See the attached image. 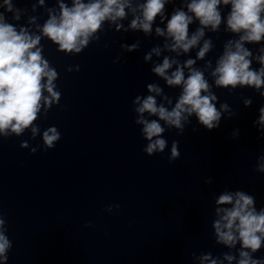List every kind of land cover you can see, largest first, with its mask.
<instances>
[{
  "label": "clouds",
  "instance_id": "clouds-1",
  "mask_svg": "<svg viewBox=\"0 0 264 264\" xmlns=\"http://www.w3.org/2000/svg\"><path fill=\"white\" fill-rule=\"evenodd\" d=\"M176 2L177 0H143L142 3H134V0H72V5L68 6L60 0L59 14L49 9V18L40 29L43 36L58 45L59 51L79 54L93 39H99L96 34L105 22L116 24L117 30L122 28L123 25L117 21L127 18L130 11L133 18L129 28L144 34L153 31L152 26L158 16L161 23L167 19L166 28H155L157 36L166 37L164 49L180 55L198 47L195 59L189 58L181 64L178 60L165 56L161 63L155 64L151 69L167 86L182 88L171 110L157 103L156 96L163 93V89L157 84L147 85L148 93L155 95H137L132 101L135 106L133 110L137 114L135 123L142 125L141 134L148 141L144 152L149 156L156 152L162 153L167 146V141L162 138L165 127L160 121L169 127H175L179 130L178 134H182L185 123L189 122L188 118L195 114L199 123L211 131L219 127L222 113L229 111L226 103L221 104L219 109L216 107L217 96L211 91L212 85L205 78L204 71L194 67L196 61L204 60L213 47L211 39H204L205 29L213 32L219 30L224 20L221 5H230L226 31L238 34V39H229L223 45V53L211 72L215 78L214 84L225 89L251 87L264 97V91H261L264 89V46L259 48V54L255 57L245 46L264 45V0H181L183 7H174L170 18H167L166 5ZM39 3L43 4L44 0H39ZM0 8L3 9L0 11V136L8 138L15 134L19 137L30 130L32 138H35L40 128L34 121L40 118L42 109L46 115L54 102L59 104L61 92L54 83L59 74L43 56V48L38 47L41 35L30 33L26 27L17 29L16 25L8 22L5 12L12 13V19L16 21L21 17V10L15 8L13 0H3ZM194 21L199 22V27L190 34L189 26ZM34 22V17L29 20V23ZM121 47L133 51L138 48V44ZM153 54L159 57L161 48H152L145 55V61H150ZM253 59L260 65L259 68L252 66ZM174 65L175 70L169 71ZM205 67L211 68V61H207ZM185 68L188 69L187 76ZM76 70H80L79 65ZM45 92L47 95H44ZM164 99L169 104L172 103L167 96ZM244 103L249 106L251 99H246ZM259 112L256 123L264 126V106H261ZM145 113L148 114L147 117ZM60 139L58 129L55 126L48 127L42 134L44 150L53 149ZM20 146L27 147L28 144L23 141ZM35 151L33 148L32 152ZM179 156V141H173L169 163ZM259 160L264 161V155ZM256 171L264 173V163H259ZM216 204L231 205L215 209L219 217L213 222L217 243L229 248L240 245L238 259L230 253L224 254V259L229 264L234 260L237 264H264V258L255 256L264 248V207L258 210L255 197L241 190L221 194ZM115 207L119 208V205ZM111 210L112 206L109 205L107 211ZM6 232V221L0 213V261H7V252L12 248ZM203 259L210 260V264H218L210 256H204Z\"/></svg>",
  "mask_w": 264,
  "mask_h": 264
}]
</instances>
